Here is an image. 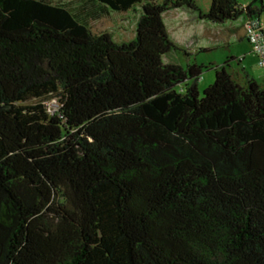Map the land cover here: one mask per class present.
Here are the masks:
<instances>
[{"label":"trees","instance_id":"16d2710c","mask_svg":"<svg viewBox=\"0 0 264 264\" xmlns=\"http://www.w3.org/2000/svg\"><path fill=\"white\" fill-rule=\"evenodd\" d=\"M94 1L141 4L136 39L0 0V264H264V81L223 65L201 96L202 66L164 63L163 14L195 0ZM241 2L200 18L264 13Z\"/></svg>","mask_w":264,"mask_h":264},{"label":"rangeland","instance_id":"374dc122","mask_svg":"<svg viewBox=\"0 0 264 264\" xmlns=\"http://www.w3.org/2000/svg\"><path fill=\"white\" fill-rule=\"evenodd\" d=\"M52 1V0H50ZM56 4L66 5L94 33H108L118 43H129L136 39L138 23L143 15L142 5H136L128 12H116L94 0H53ZM253 0H242L244 8L252 5ZM162 4L163 0H158ZM199 12L189 9H172L163 14V20L171 40L177 50L164 56L165 64L180 65L184 69L198 65L204 68L198 83V89L204 91L216 80V70L223 65L236 78L243 73L250 74L258 82L264 81V70L259 67L258 59L245 36V18L214 24L202 20L200 14H207L212 0H195ZM255 9V8H254ZM254 10L252 13H254ZM264 20V13L260 16ZM240 81H242L240 79ZM183 92L185 84L177 86ZM39 101H30L23 105H35ZM49 113L60 109L58 99L46 100Z\"/></svg>","mask_w":264,"mask_h":264},{"label":"built area","instance_id":"2783aa9c","mask_svg":"<svg viewBox=\"0 0 264 264\" xmlns=\"http://www.w3.org/2000/svg\"><path fill=\"white\" fill-rule=\"evenodd\" d=\"M245 21L246 39L258 59L259 67L264 70V20L259 16L248 18Z\"/></svg>","mask_w":264,"mask_h":264}]
</instances>
